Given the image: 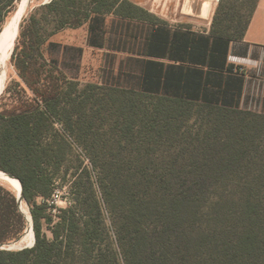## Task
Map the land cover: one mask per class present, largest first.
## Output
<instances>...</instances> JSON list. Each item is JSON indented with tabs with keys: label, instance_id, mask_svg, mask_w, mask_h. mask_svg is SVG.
<instances>
[{
	"label": "trees",
	"instance_id": "16d2710c",
	"mask_svg": "<svg viewBox=\"0 0 264 264\" xmlns=\"http://www.w3.org/2000/svg\"><path fill=\"white\" fill-rule=\"evenodd\" d=\"M258 2L218 0L207 35L132 0H51L19 23L0 173L24 210L0 183V245L28 227L34 242L0 264H264V113L238 108L225 66ZM82 27L107 51L100 83L69 76L83 50L52 41Z\"/></svg>",
	"mask_w": 264,
	"mask_h": 264
},
{
	"label": "rangeland",
	"instance_id": "374dc122",
	"mask_svg": "<svg viewBox=\"0 0 264 264\" xmlns=\"http://www.w3.org/2000/svg\"><path fill=\"white\" fill-rule=\"evenodd\" d=\"M132 1L146 8L151 13L157 15L159 18L166 19L167 21H169L168 23H171L173 25H182L180 24V21H183V22L192 23L193 25L197 27H202V25L206 24L212 19L213 14L218 4V0H217L213 8L211 17L209 19H201L196 14L197 9L193 11L195 16L193 13L190 15L185 14L184 12V3H185L184 1L185 0H132ZM24 2H27V7L20 19V23L24 19H26L32 12H34V10L47 4L45 3V0H18L14 4V7L10 9L11 12L6 17L5 23L12 18L15 12L19 10V6H21ZM3 4H4V0H0V7H2ZM17 37H18V31H16L15 41L13 42L9 50V53L6 57L7 76H6V83H5L4 90L2 91L0 95V109L9 103V100H8L9 91L11 90V88H13V84L16 81H18L17 75L12 67V61H11V57H12L13 50L16 45ZM52 41L61 43L62 45L81 47L83 50L81 59L78 62V68L74 69L73 67H69L66 69V72L68 73L69 76H73L74 78H76L77 81H79L83 85L86 83H99L101 81L102 69L104 68L105 63H106L105 52L90 49L87 46L86 27H82L76 30H69V29L64 30L58 33L57 35H55L52 38ZM54 55H57V54H54ZM0 183H3V181H0ZM19 189H21L20 183H19ZM65 198H66L65 191L62 190V188L60 187L55 188L52 199L57 201L55 203L57 208H65L67 206ZM46 233L50 237V234L48 233V231ZM18 245L13 247L14 250L22 248Z\"/></svg>",
	"mask_w": 264,
	"mask_h": 264
},
{
	"label": "crops",
	"instance_id": "0c3cea01",
	"mask_svg": "<svg viewBox=\"0 0 264 264\" xmlns=\"http://www.w3.org/2000/svg\"><path fill=\"white\" fill-rule=\"evenodd\" d=\"M163 20L166 19L163 18ZM211 21L212 19L202 27L183 21H180V24L189 26L190 31L194 33L207 35ZM169 24L172 27L178 26ZM89 48L107 52L103 49ZM233 59L247 72L245 77L239 76L243 82L240 86L239 96L236 98L238 108L254 113H264V0H259L243 40L230 44L228 55L225 58V66L232 65L234 67ZM203 69L206 70V66Z\"/></svg>",
	"mask_w": 264,
	"mask_h": 264
},
{
	"label": "bare ground",
	"instance_id": "6f19581e",
	"mask_svg": "<svg viewBox=\"0 0 264 264\" xmlns=\"http://www.w3.org/2000/svg\"><path fill=\"white\" fill-rule=\"evenodd\" d=\"M50 1L51 0H45V3H48ZM184 2H185L184 3L185 14L190 15L193 13L195 9H197L196 14L198 17H200L201 19H209L211 17L213 8L217 0H185ZM26 7H27V2H24L21 6H19V10L15 12L14 15L11 14L13 15L12 18L6 23H4V27L0 32V95L4 90L6 83V76H7L6 57L9 53V50L13 42L15 41L17 25H19L20 19ZM0 181H3L2 184L7 185V187L12 190V192L16 195V198L19 199L18 201L19 208L21 210H24V206L20 197L21 193L19 189V182L13 177H10L9 175L3 173H0ZM33 242H34V235L31 231V228L28 227L26 236L19 243L18 246L22 248L31 247L33 245Z\"/></svg>",
	"mask_w": 264,
	"mask_h": 264
},
{
	"label": "built area",
	"instance_id": "2783aa9c",
	"mask_svg": "<svg viewBox=\"0 0 264 264\" xmlns=\"http://www.w3.org/2000/svg\"><path fill=\"white\" fill-rule=\"evenodd\" d=\"M232 63H233V65H235L234 66V71L235 72H237L239 75H243L244 77L247 75V72H246L245 68L242 65H240V64H236L235 59L232 60ZM55 127L58 128V129L60 128V126L58 124H56ZM74 147L79 152H81L80 148L76 147V145H74ZM56 202H57L56 200L51 199L50 201H48V204L52 205V204H55Z\"/></svg>",
	"mask_w": 264,
	"mask_h": 264
},
{
	"label": "water",
	"instance_id": "95a60500",
	"mask_svg": "<svg viewBox=\"0 0 264 264\" xmlns=\"http://www.w3.org/2000/svg\"><path fill=\"white\" fill-rule=\"evenodd\" d=\"M17 31H18V25H17ZM1 173H3V172H1ZM3 174H5V173H3ZM6 175H8V174H6ZM10 176V175H9ZM10 177H12V176H10ZM14 178V177H13ZM14 179H16V178H14ZM17 180V179H16ZM18 181V180H17ZM19 182V181H18ZM20 197H21V195H20ZM17 201H19V199L17 198ZM31 231H32V228H31ZM32 233H33V231H32ZM18 242H16V243H11V244H9V245H7V246H1L0 245V249H6V250H12V249H10V246L11 245H14V244H17ZM21 249H23V248H21ZM20 250V249H19Z\"/></svg>",
	"mask_w": 264,
	"mask_h": 264
}]
</instances>
